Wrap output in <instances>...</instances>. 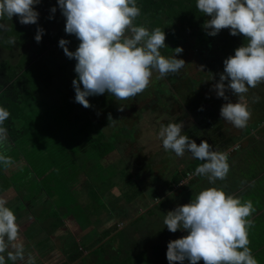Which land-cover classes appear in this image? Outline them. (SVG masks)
<instances>
[{
  "label": "clouds",
  "instance_id": "9594fccd",
  "mask_svg": "<svg viewBox=\"0 0 264 264\" xmlns=\"http://www.w3.org/2000/svg\"><path fill=\"white\" fill-rule=\"evenodd\" d=\"M40 3L41 0H0V21L16 16L21 25L37 24L39 12L35 6ZM57 4L66 18L65 33L79 41L74 52L69 50L70 41L66 39H60L58 46L76 61L74 102L84 108L92 107L88 97L105 93L117 101L132 99L150 86L154 71L158 73L156 79H164L186 64L177 58L182 47H176L171 57L161 54L160 49L167 47L164 30H149L135 23L141 14L136 0H57ZM196 8L209 17L202 26L207 35L214 37L228 29L232 36L243 35L247 41L224 59L223 72L213 85L218 98L227 101L226 92L239 97L235 103L222 105L220 116L243 129L251 112L241 101L250 88L264 82V0H196ZM56 11V7L50 9L53 14ZM44 33L38 27L35 41L39 43ZM8 43L15 45V38H9ZM118 110L124 108L120 106ZM9 117L10 112L0 106V148L8 145L3 125ZM108 119L113 120L110 114ZM182 129L183 122L161 125L158 136L163 149L177 157L190 153L191 158L202 161L190 175L206 177L212 185L225 180L230 171L228 153L214 150L207 141L198 145L182 135ZM12 164V157L0 151V165L7 169ZM7 203L0 197V264H35L34 257L25 258L24 246L18 243L20 225ZM255 211L251 200L242 202L222 188L201 190L189 203L166 213L164 224L169 232L187 233L168 242V264H184L186 260L189 264H259L249 246V229L254 226L249 217Z\"/></svg>",
  "mask_w": 264,
  "mask_h": 264
},
{
  "label": "crops",
  "instance_id": "0c3cea01",
  "mask_svg": "<svg viewBox=\"0 0 264 264\" xmlns=\"http://www.w3.org/2000/svg\"><path fill=\"white\" fill-rule=\"evenodd\" d=\"M15 20L19 22L18 17H15ZM65 23L66 18L61 15L51 22L47 17H39L36 25H23L26 32H22L23 37L15 40V45H10L8 50L12 51L0 50L4 52L5 59H8L12 65L18 63L19 54L24 50L34 60L43 56V61L48 63H45L46 66H43L44 63H42L40 67L43 70H48L45 73L46 79L53 73L51 87H59L64 90L66 85L72 86L73 79L77 78L74 73L76 61L69 59L64 54L63 49L58 46L59 40L63 38L70 41L68 48L73 52L79 45L75 36L65 33ZM14 25L16 26V23ZM38 27L45 30L39 43L34 39ZM184 44L186 43L181 42L178 45L181 47ZM182 48L184 49V47ZM174 49L175 47L170 50L168 57L174 55ZM186 51L189 52L188 58L190 57L193 63L196 64L195 59L197 58L200 65L203 66L202 57L194 55L196 53L190 49ZM38 53L42 54L37 56ZM177 58L180 59L178 56ZM198 65L196 64V66ZM38 68L37 65L33 70ZM189 68L190 66L185 64L178 73H170L166 78L159 80L156 79L158 73L154 71L148 87L150 93L146 101H149L148 99L151 97H156L157 93L168 95L170 96L167 97L169 101L181 103L185 109L195 114L198 109L190 107L188 100L192 96L193 101L200 100L197 99L198 97L210 98L209 94L215 93L213 90L215 82L205 92L201 91L199 87L206 84L201 83L202 85H198L199 90L190 81ZM33 70L28 71L31 73L29 76L36 75ZM49 93L44 92V97L39 98L45 101L49 97ZM227 96L229 97V95ZM253 98H260L261 101L257 102L254 99L251 101L253 106L251 107V119L248 121L251 124L249 133L238 130L229 122L223 121L222 124H219L223 125V128L218 130L206 126L208 122L200 117L197 121L201 137H204L203 141L212 145L214 150L226 151L229 154L230 171L227 178L217 180L212 187L222 188L225 193L241 198L242 202L247 200L253 202L256 211L249 217L254 221V226L249 229L251 241L249 246L259 264H264V96L260 92ZM121 105L124 107V105L130 104L124 103L123 105L121 103ZM188 110L186 111L189 112ZM71 115L75 116L76 114L71 112ZM228 125H232V128ZM254 130L253 137L251 132ZM190 137L197 143L198 138ZM234 145L236 148L239 146L240 148L231 154L229 150ZM117 146L114 151L102 159L91 161V164L86 163L87 168L81 169L71 176L69 184L71 183L73 186L71 185L65 195H62L63 204L61 200L57 199V193H51L47 187H43L41 184L53 175L51 167L46 170H36L39 174H36L35 177L34 169L27 164V170H22L16 181L11 179L12 176H7L4 167L1 169L0 174L8 184L0 191V197L7 199V207L10 208L12 205L18 207L16 217L17 223L20 225L21 236L18 243L23 244L26 259L29 255L34 257L35 264H168L166 259L168 242L181 238L187 233L179 230L176 233L169 232L164 224V218L168 211L174 210L179 205L187 204L195 198L201 191L202 184H198L201 179L199 182L196 180L195 183L193 180L189 186L190 189L187 187L179 190L178 188L173 191L169 190V179L166 183L168 189L166 194L152 193L153 197H149L150 200L146 198V192L143 193L140 181H136L141 179L140 177L135 178L133 185H136L137 188L133 194L119 192V187L134 177L129 175L130 177L116 181L109 178L110 174L102 167L107 161H113L111 159L114 157ZM195 162L199 161L195 159L191 164ZM91 166L101 169L98 170V180L87 187L85 191H81L80 188L77 190L74 183L75 177L82 171L89 173L88 171L92 169ZM65 176H67L66 172H64ZM203 178L207 180L206 177ZM12 182L28 184L21 193L25 195L30 189L31 196L27 200H22L21 194L14 191ZM1 187L3 186L0 183ZM168 195L169 200H166ZM21 200L32 202L35 207L29 210V205L22 203ZM58 201L61 203L59 207L62 208V211L59 208L57 212L53 211L48 216L49 212L41 209L47 203L55 204ZM22 207L24 209L20 211L19 208ZM7 262L12 264L11 261ZM184 264H189V262L186 260ZM199 264H203V261H200Z\"/></svg>",
  "mask_w": 264,
  "mask_h": 264
},
{
  "label": "trees",
  "instance_id": "16d2710c",
  "mask_svg": "<svg viewBox=\"0 0 264 264\" xmlns=\"http://www.w3.org/2000/svg\"><path fill=\"white\" fill-rule=\"evenodd\" d=\"M41 1L52 2L59 14L63 16L57 0ZM136 2L141 9V14L135 23L149 30L158 27L164 30L166 34L165 43L167 47L160 50L162 55L168 57L170 50L183 42L187 43L189 49L196 53L194 55L203 57V70L205 69L207 73L202 70L201 76L203 77L201 79L191 78L190 81L194 83V86L202 85L201 83L204 84L208 80L210 64L215 66L223 64L219 57H212L213 51L208 46L213 36L207 35L202 27L208 17L197 10L196 0H136ZM40 6L41 3L36 5L35 10L39 12V17H45L39 10ZM15 17L12 20L5 18L0 21V49L2 50L12 51L8 50L11 45L8 43L9 38L18 40L17 38L23 37L22 32H26L23 29L24 26L16 22ZM215 48L218 49V47ZM41 54L38 53L37 56ZM19 57L18 63L13 65L8 59L0 60V106L5 107L10 112V117L4 122L3 126L7 129L8 144L11 143L12 145L7 150L5 147L1 148V151L11 156L12 160L14 154L17 153L20 157H26V160H24L30 168L40 170L51 167V174L54 175L57 172L55 169L58 155L52 154L50 149H53L54 152L63 154L65 158L63 168L67 175L72 176L81 169L87 168L86 163L91 164V161L102 159L114 151L115 146L130 140L131 134L127 132L126 126H120L121 124L117 122L118 113L115 108L123 103L122 101H117L115 97L108 93L91 96L88 99L92 107L84 108L79 104L78 109L81 113L79 111L76 113L74 111L78 109L76 104L72 103L75 98L73 86L66 85L64 90L59 87H51L53 73L46 79L45 73L48 70H43L40 67L42 63H44L43 66L48 63L43 61V56L34 60L24 50L19 54ZM37 65L39 68L33 70ZM30 70L35 71L36 75L29 76L31 73L28 71ZM51 88L53 90H50ZM207 89L208 87L203 90ZM44 92H50L45 101L39 98V96L44 95ZM149 93L150 88H147L143 93L127 101L131 102L130 106H134L132 104H139L149 96ZM53 101L54 103L49 105ZM33 103H35L34 106H32ZM49 107L52 111L48 110ZM71 112L78 116H72ZM109 114L115 121L108 119ZM250 127L251 125H247L243 131L249 133ZM78 137H81L82 141L76 142ZM235 148L236 145L229 152L232 154L240 146ZM30 151H33L38 157L35 156L30 159ZM68 158H71L72 161ZM200 163L202 161L190 163L184 169H174L170 177L169 190L183 188L182 182L187 180L191 173H194L195 168ZM2 168L3 166L0 165V171ZM69 169L74 173L72 174ZM193 179L199 182V179L204 178L203 176H193ZM201 180L199 183H201ZM0 183L3 186L0 188L1 191L8 184L1 174ZM43 183L41 184L43 185ZM12 185L14 191L21 194L22 200H27L31 196L30 189L27 190V194H22L28 184L20 182ZM70 186L71 183L69 188ZM166 200H169V198ZM72 201L74 202L73 199ZM60 210L62 211V208ZM34 217H36V214H34Z\"/></svg>",
  "mask_w": 264,
  "mask_h": 264
},
{
  "label": "rangeland",
  "instance_id": "374dc122",
  "mask_svg": "<svg viewBox=\"0 0 264 264\" xmlns=\"http://www.w3.org/2000/svg\"><path fill=\"white\" fill-rule=\"evenodd\" d=\"M40 7L41 8H39V10L41 11V14H44L45 17H47L48 19L50 15L54 17L53 19H49L50 22L52 20H55L56 17H60L59 11H56L54 14L50 12V9L52 7H56L53 5L52 2L46 3L44 1H41ZM207 19H209V17ZM244 43L246 44L247 41L245 40L243 35L232 36L228 29H224L218 35L214 36L211 39V42L208 47L210 50L213 51L212 57L214 58L219 57L221 59V60L219 59L220 61H224V59H226L230 55H234L235 49L240 47ZM177 46L179 47V45ZM181 47H184L183 49L184 51L180 55H178V57H180V59H183L185 63L190 66L188 70L189 76L195 80L201 79L203 76H201L202 70L200 71L201 65L198 59L197 58L195 59L196 64H199L198 66H196V64L193 63L191 58L190 57L188 58L189 52L188 51L185 52V50H189L188 49L190 48L189 45L186 43ZM215 47H218V49H216ZM5 57L6 55L4 54V52L0 50V59ZM192 57L194 58V56ZM223 68H224L223 64L217 65L216 67L215 65L210 64V71H209L210 75L207 76L208 80L205 81L204 83L206 85L199 87L201 91L205 92V90L203 89L207 87L209 90V87L214 82L216 83L219 81V74L223 72ZM203 71L207 73L205 69ZM50 90H53V88H51ZM260 92H262V96H264V82L259 84L256 88H250L248 93L244 95V101L241 102L247 103L250 112H252L251 107L253 106V104L251 103L252 99H254L257 102L261 101L260 98H253ZM226 93H227L226 95H229V99L227 101L224 100L223 98H218L216 92L215 93L211 92L209 94L210 98L205 97L204 99H202V97L201 98L198 97L197 99L200 100H195V101H193V96H192L190 100H188V102L190 103V107L193 106V108L198 109V111L195 113L196 115L193 112L189 111L188 109H185V106L183 104L169 101V98L167 97L170 96L160 95L159 93H157L158 95H155L156 97L154 98L151 97V99H148L149 101H146L148 98L147 97L139 104L137 103L132 104L134 105V107H129L130 105H124V103L131 104V102L129 101L124 102L123 100L122 102L124 105L123 107L124 110L123 111L118 110L119 107L122 106L121 104L115 108L116 112L118 113L117 122L121 124L120 126H126L127 132H130L131 134L130 140H126L125 143L119 144L117 146L114 157L111 159L113 161L111 162L107 161L106 164L102 166L103 170H105L110 174L109 178H112L113 180L119 181L125 177H128L129 175L134 177L129 179L125 184L121 185L119 187V192L133 194L134 193L133 191H135L137 188L136 185H133L136 180L135 178L140 177L141 179H137L136 181H140V187L143 189L142 191L144 194L146 192V198L149 199V197H153L152 193L158 195L159 193L163 195L166 194L168 190L166 188V183H168V180L170 179L173 170L177 168L183 169L184 166L186 165L188 166L195 159L191 158L190 153H185L184 157H177L173 152H166L163 149L162 141L158 136L161 125L167 126L169 123L183 122V129L181 134L189 136L190 139H191L190 136H193L195 139L198 138L197 140V144H198L199 142L204 140L203 139L204 137H201V132L200 129L198 128L199 124L197 119L200 118L204 119V121L208 122L206 126H209L212 129L216 128L218 130H221L223 128V125H219V124H222L223 121L227 122L226 120H223L222 117L220 116V109L222 105H224L225 103L237 102L239 100V97L232 95L231 92H226ZM39 97L42 98L44 97V95ZM156 100H160V101H156ZM53 103L54 101L49 105ZM72 103L76 104V108L78 109L79 103L74 102V100L72 101ZM34 104L35 103H33L32 106H34ZM201 108H203L202 111L200 110ZM48 110L52 111L50 107L48 108ZM186 110H188L190 113L187 112ZM78 111L79 113H81L79 109L75 110L74 112L78 113ZM118 123H116V125H118ZM247 125H251V124L248 123ZM228 126L232 128V125H228ZM238 130L243 131L244 128L243 129L238 128ZM251 133L252 135H255V131H252ZM77 141H82V138L78 137L76 142ZM49 142L51 143V141ZM11 147H12L11 143L5 146L6 150L10 149ZM50 150L52 151L53 155H58L57 157L58 161L55 169L57 170V172H55L54 175L48 177L43 183L44 186L43 185L42 186L47 187V189L53 194L57 193L58 194L56 195L57 199L61 200V203L63 204L64 200H62V197L65 195L67 188L69 189V180L71 179V176L67 175L64 177L65 170L63 168V165L65 158L63 154L60 152L56 153L53 151V149ZM35 156L36 158L38 157L33 151L29 152L30 159H33ZM24 159L26 160L25 156L20 157L17 153H15L13 164L7 169H5V172L8 174L7 176L9 175L12 176L11 179H15L14 181L18 179L17 177L22 173V170L25 169L27 170L26 168L27 163ZM68 159L72 161L71 158ZM47 168L48 167H46V169ZM91 168L92 169L88 171L89 173L82 171L78 176L75 177L74 183H75V188H77V190L80 188L81 191H85L87 187L91 186V184H93L96 180H98L99 177L98 170L101 169L95 167L93 168V166H91ZM69 171L71 172L70 169ZM33 172L35 177L36 174H39V172H36L35 169L33 170ZM71 173L73 174L74 172ZM193 176L195 177V175H189L187 177V180H184L182 182L183 188L185 187H188L187 189L191 188L189 186L191 185L193 180H195L193 179ZM195 182L196 180L193 183ZM199 184H202L200 187L201 190L212 187V184H210L209 181L205 179H203ZM179 190L181 189L179 188ZM21 202L28 204L29 210L30 209L32 210V208L35 207L32 202L22 201V200ZM61 203H59V201L56 202L55 204L47 203L46 206L41 209L47 210L46 212H49L48 216H50V214L53 211L57 212V210H59L60 208L59 204ZM10 209L14 211L15 215L18 212V207L16 205H12ZM22 209L24 208L23 207L19 208L20 211H23ZM48 216L46 215V218H48ZM36 249H40V248H36ZM5 255L7 254L5 253ZM7 264L10 263L7 262Z\"/></svg>",
  "mask_w": 264,
  "mask_h": 264
}]
</instances>
